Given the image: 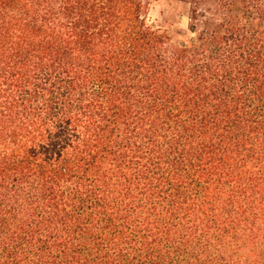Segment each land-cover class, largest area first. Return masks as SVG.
<instances>
[{
  "label": "trees",
  "instance_id": "trees-1",
  "mask_svg": "<svg viewBox=\"0 0 264 264\" xmlns=\"http://www.w3.org/2000/svg\"><path fill=\"white\" fill-rule=\"evenodd\" d=\"M0 0V264H264V0Z\"/></svg>",
  "mask_w": 264,
  "mask_h": 264
},
{
  "label": "rangeland",
  "instance_id": "rangeland-1",
  "mask_svg": "<svg viewBox=\"0 0 264 264\" xmlns=\"http://www.w3.org/2000/svg\"><path fill=\"white\" fill-rule=\"evenodd\" d=\"M151 14L157 22L170 27L176 39L188 38V6L179 0H157Z\"/></svg>",
  "mask_w": 264,
  "mask_h": 264
}]
</instances>
